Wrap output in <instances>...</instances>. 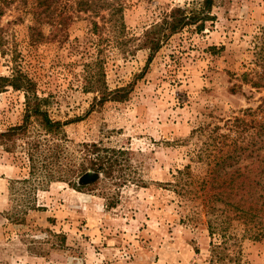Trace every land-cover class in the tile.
Returning <instances> with one entry per match:
<instances>
[{
    "label": "rangeland",
    "instance_id": "1",
    "mask_svg": "<svg viewBox=\"0 0 264 264\" xmlns=\"http://www.w3.org/2000/svg\"><path fill=\"white\" fill-rule=\"evenodd\" d=\"M186 1L123 0L128 39ZM34 2L0 0V77L15 67L26 73L49 98L52 119L68 122L61 132L68 145L127 149L134 182L113 209L98 192L51 183L37 193L39 210L19 222L27 200L10 189L28 176L23 144L14 154L0 148V264H210L211 244L221 240L210 237L209 218L200 201L188 198L178 172L205 173V135L216 127L226 134L227 120L264 99V90L244 81L263 72L264 0H215L203 33L173 36L150 64L132 41L121 49L111 44L117 35L102 29L100 18H93L95 29L74 0H56L37 16ZM95 62L110 91L130 86L126 101L92 109L96 93L85 85ZM23 104L21 92L0 94V133L21 124ZM241 237L240 229L228 235L216 264H264V241Z\"/></svg>",
    "mask_w": 264,
    "mask_h": 264
},
{
    "label": "trees",
    "instance_id": "2",
    "mask_svg": "<svg viewBox=\"0 0 264 264\" xmlns=\"http://www.w3.org/2000/svg\"><path fill=\"white\" fill-rule=\"evenodd\" d=\"M55 1L35 0L36 16L38 10L43 7L49 10ZM74 1L76 12L88 14L95 29L99 26L93 18H100L101 28L117 35L111 44L121 49L132 41L137 50L148 53V64L173 36L185 31L201 34L205 25L214 20L211 11L215 0H187L184 7H175L165 13L160 22L144 31L140 38L128 39L123 0ZM49 24L55 29L61 25L55 19ZM38 37L43 38L42 33L38 32ZM2 42L0 35V48ZM91 68L85 86L86 91L96 93L92 109L107 102L121 103L128 99L129 85L110 91L104 83L102 65L95 62ZM262 68L263 72L251 79L244 76V81L256 90H264V64ZM9 88L21 92L24 97L21 124L0 133V148L8 154L17 153L18 144H23L28 176L12 181L10 189L18 199L27 200L21 203V214L17 218L22 221L19 222L30 212L39 210L34 203L37 193L51 183H64L76 191L98 192L106 200L107 208H115L121 189L134 182L129 151L102 143L68 145L61 135L68 122L52 119L48 111L49 98L38 94L36 83L26 73L15 67L10 77H0V94ZM225 127L226 134H218L216 127L205 135L206 142L199 155L207 168L205 173L193 178L189 167L178 172L181 177L186 176L185 193L193 196L188 198L200 201L209 218L210 237L218 236L221 240L220 244H211L214 256L210 264L223 260L228 235L237 237V229L241 230L242 240L264 241V99L256 109H246L240 116L227 120ZM181 181L180 178L178 184Z\"/></svg>",
    "mask_w": 264,
    "mask_h": 264
}]
</instances>
